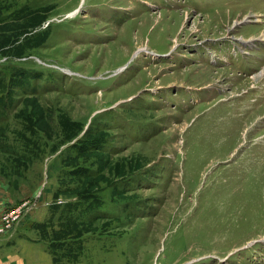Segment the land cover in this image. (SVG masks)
I'll use <instances>...</instances> for the list:
<instances>
[{
  "label": "rangeland",
  "instance_id": "1",
  "mask_svg": "<svg viewBox=\"0 0 264 264\" xmlns=\"http://www.w3.org/2000/svg\"><path fill=\"white\" fill-rule=\"evenodd\" d=\"M263 36L264 0H0V263L264 264Z\"/></svg>",
  "mask_w": 264,
  "mask_h": 264
},
{
  "label": "crops",
  "instance_id": "2",
  "mask_svg": "<svg viewBox=\"0 0 264 264\" xmlns=\"http://www.w3.org/2000/svg\"><path fill=\"white\" fill-rule=\"evenodd\" d=\"M0 249H1V247H0ZM1 251V250H0ZM1 264V263H0ZM3 264H20V263H18L17 261L16 262H13V263H10V262H8V263H3Z\"/></svg>",
  "mask_w": 264,
  "mask_h": 264
},
{
  "label": "bare ground",
  "instance_id": "3",
  "mask_svg": "<svg viewBox=\"0 0 264 264\" xmlns=\"http://www.w3.org/2000/svg\"><path fill=\"white\" fill-rule=\"evenodd\" d=\"M263 38H264V36H263Z\"/></svg>",
  "mask_w": 264,
  "mask_h": 264
},
{
  "label": "trees",
  "instance_id": "4",
  "mask_svg": "<svg viewBox=\"0 0 264 264\" xmlns=\"http://www.w3.org/2000/svg\"><path fill=\"white\" fill-rule=\"evenodd\" d=\"M22 29V28H21Z\"/></svg>",
  "mask_w": 264,
  "mask_h": 264
}]
</instances>
